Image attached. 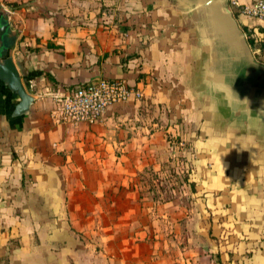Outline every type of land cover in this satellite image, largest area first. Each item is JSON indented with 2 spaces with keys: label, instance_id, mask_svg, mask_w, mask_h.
Instances as JSON below:
<instances>
[{
  "label": "crops",
  "instance_id": "1",
  "mask_svg": "<svg viewBox=\"0 0 264 264\" xmlns=\"http://www.w3.org/2000/svg\"><path fill=\"white\" fill-rule=\"evenodd\" d=\"M0 5L35 97L0 127V264H264V99L207 81L179 0ZM234 13L264 63V21ZM102 77L144 98L54 122L56 96Z\"/></svg>",
  "mask_w": 264,
  "mask_h": 264
},
{
  "label": "water",
  "instance_id": "2",
  "mask_svg": "<svg viewBox=\"0 0 264 264\" xmlns=\"http://www.w3.org/2000/svg\"><path fill=\"white\" fill-rule=\"evenodd\" d=\"M196 26L203 42L205 58L201 70L215 88L235 97L264 99V63L259 62L240 26L229 0H179ZM6 17V19H5ZM12 12L0 8V83L12 93L11 117L20 121L35 97L29 92L30 81L20 72L6 45ZM4 20H6L4 22Z\"/></svg>",
  "mask_w": 264,
  "mask_h": 264
},
{
  "label": "built area",
  "instance_id": "3",
  "mask_svg": "<svg viewBox=\"0 0 264 264\" xmlns=\"http://www.w3.org/2000/svg\"><path fill=\"white\" fill-rule=\"evenodd\" d=\"M230 5L235 12L264 21V0H230ZM143 98V90L131 85L125 78L102 77L69 87L56 96L52 116L54 122L95 124L103 118L109 106L128 101L139 102ZM180 145L185 146V142L180 141Z\"/></svg>",
  "mask_w": 264,
  "mask_h": 264
},
{
  "label": "flooded vegetation",
  "instance_id": "4",
  "mask_svg": "<svg viewBox=\"0 0 264 264\" xmlns=\"http://www.w3.org/2000/svg\"><path fill=\"white\" fill-rule=\"evenodd\" d=\"M6 39H8V37ZM12 103L13 99L11 91H9L4 84L0 83V127H3L6 124L10 127L17 125L15 119L11 117Z\"/></svg>",
  "mask_w": 264,
  "mask_h": 264
},
{
  "label": "rangeland",
  "instance_id": "5",
  "mask_svg": "<svg viewBox=\"0 0 264 264\" xmlns=\"http://www.w3.org/2000/svg\"><path fill=\"white\" fill-rule=\"evenodd\" d=\"M240 1L245 2L247 0H240ZM1 7H4V6L3 5H0V8ZM230 8H231V5H230ZM185 20L188 23V25L191 27V29H196V26L191 22V17L189 15L185 17ZM4 22H5V20H4ZM11 25L13 27V24H11ZM194 36L195 35H194V32H193L192 39H194ZM14 44H15V38H11L10 40L9 39H6V45L7 46L11 47ZM176 167H177V165L171 166V168H169V173H168V178L171 179V182H173V183H175L177 181H181V178L176 179V172H174V170H175Z\"/></svg>",
  "mask_w": 264,
  "mask_h": 264
},
{
  "label": "clouds",
  "instance_id": "6",
  "mask_svg": "<svg viewBox=\"0 0 264 264\" xmlns=\"http://www.w3.org/2000/svg\"><path fill=\"white\" fill-rule=\"evenodd\" d=\"M203 42H206V40H204V39H202V43ZM236 98L240 101V102H247V103H249V101L247 100V98H245L243 101H241L240 99H239V97H238V95L236 96Z\"/></svg>",
  "mask_w": 264,
  "mask_h": 264
},
{
  "label": "trees",
  "instance_id": "7",
  "mask_svg": "<svg viewBox=\"0 0 264 264\" xmlns=\"http://www.w3.org/2000/svg\"><path fill=\"white\" fill-rule=\"evenodd\" d=\"M242 28L246 31L247 27L246 26H242ZM251 45H252V41H250ZM52 46V45H51ZM30 78V77H28Z\"/></svg>",
  "mask_w": 264,
  "mask_h": 264
}]
</instances>
